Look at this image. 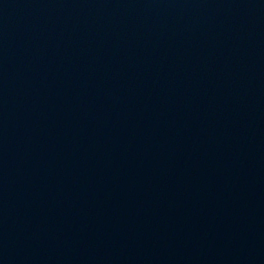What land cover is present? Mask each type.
<instances>
[{
  "label": "water",
  "instance_id": "1",
  "mask_svg": "<svg viewBox=\"0 0 264 264\" xmlns=\"http://www.w3.org/2000/svg\"><path fill=\"white\" fill-rule=\"evenodd\" d=\"M0 264H264V0H0Z\"/></svg>",
  "mask_w": 264,
  "mask_h": 264
}]
</instances>
